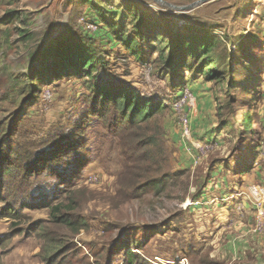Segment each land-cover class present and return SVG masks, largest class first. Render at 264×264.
Instances as JSON below:
<instances>
[{
  "label": "rangeland",
  "instance_id": "rangeland-1",
  "mask_svg": "<svg viewBox=\"0 0 264 264\" xmlns=\"http://www.w3.org/2000/svg\"><path fill=\"white\" fill-rule=\"evenodd\" d=\"M92 1L119 8L117 19L126 15L130 32L135 13L146 21L142 30L164 38L214 36L219 70L229 63L232 73L217 83L186 70L164 73L148 45L136 59L94 33L102 61L94 81L164 106L147 123L160 147L143 168L169 177L158 192L135 187L130 171H138L121 152L117 131L95 115L82 117L83 79H39L31 97L26 74L42 48L67 32L93 35L78 0H0V122L11 124L0 137V264H129L128 254L132 264H197L208 253L221 264H264V230L252 231L255 209L246 193L251 184L264 187L256 169L264 176V0H210L190 10L154 0ZM9 10L18 15L9 18ZM47 90L51 97L43 101ZM185 93L196 100L192 142L181 138L172 108ZM69 202L87 223L78 232L51 221L50 207ZM43 235L60 238L67 249L47 252Z\"/></svg>",
  "mask_w": 264,
  "mask_h": 264
},
{
  "label": "trees",
  "instance_id": "trees-1",
  "mask_svg": "<svg viewBox=\"0 0 264 264\" xmlns=\"http://www.w3.org/2000/svg\"><path fill=\"white\" fill-rule=\"evenodd\" d=\"M78 2L82 7L81 17L88 18L96 26L95 30L91 32L93 35L82 36L67 32L62 34L56 42L52 41L44 46L40 52L37 66L26 74L29 90L32 93L31 97H36L40 89L36 84L39 79L40 84L57 81L72 74L83 79L88 92L84 99L87 107L82 117L86 118L87 114H91L106 120L107 127L115 129L122 140L121 152L125 153L129 163H135L134 168L138 171V173L130 171L133 173L130 185L151 187L158 192L164 188L163 180L169 177V174H163L162 178L149 175L150 172L143 168V163L148 162L149 157H154V150L160 147L156 135L147 131V123L156 113L162 111L164 106L160 101L153 102L143 98L135 90L125 87L117 89L105 87L94 81L93 72L97 71V64L102 62L97 55L98 51L93 39L94 33L101 32L106 41L121 44L136 59L145 57L148 50L144 48V44L148 45L151 53L158 52V59L162 62L160 68L164 70V73L167 71L174 75L179 70H186L193 76L202 75L206 80H214L217 83L224 79L222 76L224 73V75L227 73L229 76L231 75L230 65L226 63L225 68L222 69L223 73L220 72L217 60L214 58L213 50L216 45L214 36L205 34L183 36L180 34L179 37L164 38L162 34L142 30L146 21L143 17H137L135 13H132L133 32H130L129 22H126L129 21L128 17L121 14L117 19V13L120 10L113 4L103 6L92 0H78ZM89 11L92 12L94 18L86 15ZM7 14L9 18L18 15L15 10H9ZM161 42H163V46H160ZM242 60H246L245 56ZM164 77H166L165 74ZM227 79L229 87L230 80ZM237 86L236 84L235 88ZM230 101L228 99L226 104H230ZM4 122H0V137L4 134L3 128L7 133H10L11 124L8 123L5 126ZM83 122L87 123V120L79 121L74 128H79ZM221 123L225 127L229 125L223 120ZM243 123L249 124L248 115L243 119ZM71 132L73 135L77 134L75 130ZM2 171L3 167L0 164V173ZM72 210H74V206L71 202L54 204L50 207L51 221L64 224L74 232H78L85 228L87 223L76 214H72ZM43 236L47 241V248H45L47 252L50 250L53 252L59 248L63 251L67 249L65 243L60 242V238ZM128 255L129 264H132L133 256ZM197 264H221V262L211 260L207 256H200Z\"/></svg>",
  "mask_w": 264,
  "mask_h": 264
},
{
  "label": "built area",
  "instance_id": "built-area-1",
  "mask_svg": "<svg viewBox=\"0 0 264 264\" xmlns=\"http://www.w3.org/2000/svg\"><path fill=\"white\" fill-rule=\"evenodd\" d=\"M87 23V22H85ZM96 28L93 23H91ZM87 28L90 29V25H87ZM186 92V90H185ZM180 95H183V91ZM51 93L49 90L43 91L41 98L43 101H49ZM172 108L177 114L180 136L184 141L192 142V131L193 125L191 122L190 110L196 108L195 97L190 93H185V96L182 98L175 99L172 102ZM187 108V110H186ZM264 154V151H263ZM248 200L253 204L255 209V223L252 228L253 232H262L264 230V187L260 184H251L247 189Z\"/></svg>",
  "mask_w": 264,
  "mask_h": 264
},
{
  "label": "water",
  "instance_id": "water-1",
  "mask_svg": "<svg viewBox=\"0 0 264 264\" xmlns=\"http://www.w3.org/2000/svg\"><path fill=\"white\" fill-rule=\"evenodd\" d=\"M154 1L158 2V3L166 4V5L170 6L171 8H174L175 10H190V9L197 7L200 4L206 3L210 0H196V1L192 2L191 4H187V5H183V6H174V5H171L167 2H164L162 0H154Z\"/></svg>",
  "mask_w": 264,
  "mask_h": 264
},
{
  "label": "crops",
  "instance_id": "crops-1",
  "mask_svg": "<svg viewBox=\"0 0 264 264\" xmlns=\"http://www.w3.org/2000/svg\"><path fill=\"white\" fill-rule=\"evenodd\" d=\"M256 164V163H255ZM257 164H258V162H257ZM259 165V164H258ZM260 166H257V177L259 178V181H261L262 182V180H264V176L262 175V173H261V170H260ZM263 171H264V169H263ZM264 174V173H263ZM217 252V251H216ZM203 256H207L209 259H211V260H214V261H218L216 258H214V254H212V253H208V254H206V255H203ZM218 262H220V261H218Z\"/></svg>",
  "mask_w": 264,
  "mask_h": 264
}]
</instances>
